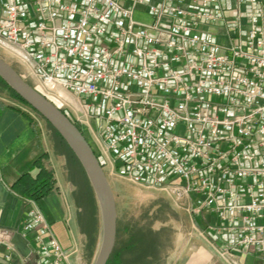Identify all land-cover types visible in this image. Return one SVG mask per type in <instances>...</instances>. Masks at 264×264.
<instances>
[{
	"label": "built area",
	"instance_id": "1",
	"mask_svg": "<svg viewBox=\"0 0 264 264\" xmlns=\"http://www.w3.org/2000/svg\"><path fill=\"white\" fill-rule=\"evenodd\" d=\"M0 0V52L59 101L107 178L214 215L221 257L264 261V1ZM222 23L231 42L208 31ZM32 115V113H30ZM34 264H69L37 201ZM0 232V261L16 264Z\"/></svg>",
	"mask_w": 264,
	"mask_h": 264
},
{
	"label": "crops",
	"instance_id": "2",
	"mask_svg": "<svg viewBox=\"0 0 264 264\" xmlns=\"http://www.w3.org/2000/svg\"><path fill=\"white\" fill-rule=\"evenodd\" d=\"M223 7L227 18L248 9V5L239 6L236 0L225 1ZM208 31L223 45L231 42L222 23ZM40 119L34 114L15 110L0 99V232L11 245L16 234L25 237L23 223L29 210L25 187L35 182L44 170L52 175L55 186L38 201L39 208L63 249L73 252L69 264H91L99 239L91 250L87 249V241L79 230L73 205L68 199L67 185L57 176L58 164L62 162L63 166H68L66 157L57 152L55 139L45 121ZM184 222L190 223V227L178 238L176 250H167V264H264L254 252H235L230 263L224 261L220 252L226 240L209 228L220 225L216 216L191 217L187 214ZM25 238L30 242L29 236ZM14 255L16 264H30V258L25 260Z\"/></svg>",
	"mask_w": 264,
	"mask_h": 264
},
{
	"label": "rangeland",
	"instance_id": "3",
	"mask_svg": "<svg viewBox=\"0 0 264 264\" xmlns=\"http://www.w3.org/2000/svg\"><path fill=\"white\" fill-rule=\"evenodd\" d=\"M0 58L9 63L19 74H24L26 71L11 59L3 55L0 52ZM30 85H34L30 79L26 80ZM0 99L4 103L15 105L20 107L26 113H32L36 118H39L37 114L30 108L21 105L7 96L2 90H0ZM53 101L55 105L68 114V111L61 105L59 101L49 99ZM40 119V118H39ZM41 120V119H40ZM88 140V139H87ZM53 153V151L51 150ZM53 155H55L53 153ZM56 158V156H54ZM57 159V158H56ZM61 161V160H60ZM61 162L60 167H57V176L60 181L65 182L67 185L68 199L72 203L75 215L79 224V230L82 232V226L80 224V215L84 214L77 204V192L78 187L74 186V183L70 180V172L66 164L63 166ZM115 200L117 204L118 214V228H119V241H125L127 239L126 228L136 227L143 229L151 233V236L157 243V257L150 259L152 264H167V250H176V242L182 234L186 233L187 227H190V223L184 222L187 213L182 207L176 205L173 200L168 198L163 192L157 190L144 189L123 180L109 177ZM99 205V204H98ZM99 228H98V246L97 252L94 256L91 264L95 263L97 258L102 235V221L99 208ZM84 236V235H83ZM85 240L86 237L84 236ZM16 259V255H14ZM30 264H34V259L30 257Z\"/></svg>",
	"mask_w": 264,
	"mask_h": 264
},
{
	"label": "water",
	"instance_id": "4",
	"mask_svg": "<svg viewBox=\"0 0 264 264\" xmlns=\"http://www.w3.org/2000/svg\"><path fill=\"white\" fill-rule=\"evenodd\" d=\"M0 77L59 134L80 163L97 197L101 213V244L94 264H107L113 254L117 239V204L109 179L90 143L61 109L25 81L2 58H0ZM11 243L21 258L25 260L30 258L32 248L30 242L22 234H16Z\"/></svg>",
	"mask_w": 264,
	"mask_h": 264
},
{
	"label": "trees",
	"instance_id": "5",
	"mask_svg": "<svg viewBox=\"0 0 264 264\" xmlns=\"http://www.w3.org/2000/svg\"><path fill=\"white\" fill-rule=\"evenodd\" d=\"M0 90H2L14 101L34 111L4 82L1 77ZM9 106L25 114V112L21 110L20 107L12 104ZM62 112L64 113V111ZM64 114L66 115V113ZM37 116L41 118L38 114ZM45 123L48 127V130L50 131V134L55 139V148L57 152L63 154L66 157L68 170L70 172V180L74 183V186L78 187L77 204L81 210L82 208L84 209V214L80 215V224L82 226V232L86 237L87 249L91 250L98 238L99 205L97 197L88 181L84 170L72 151L62 140L59 134L56 133L46 121ZM54 186L55 182L52 175L43 170L35 182H32L27 185V187H25L24 196L27 200L38 202L46 197L54 189ZM126 235L127 239L120 242L119 228L117 229L115 248L107 264H152L150 259L156 258L158 250L157 243L151 236V233H146V231L143 229L136 227L130 228V226H128L126 228Z\"/></svg>",
	"mask_w": 264,
	"mask_h": 264
}]
</instances>
